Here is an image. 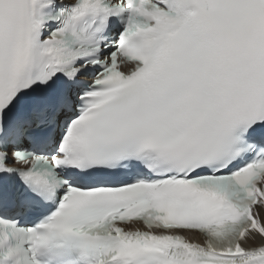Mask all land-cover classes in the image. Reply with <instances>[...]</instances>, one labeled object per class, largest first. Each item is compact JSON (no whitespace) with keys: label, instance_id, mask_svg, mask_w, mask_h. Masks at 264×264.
<instances>
[{"label":"snow or ice","instance_id":"6c2138e0","mask_svg":"<svg viewBox=\"0 0 264 264\" xmlns=\"http://www.w3.org/2000/svg\"><path fill=\"white\" fill-rule=\"evenodd\" d=\"M0 264H264V0H0Z\"/></svg>","mask_w":264,"mask_h":264}]
</instances>
